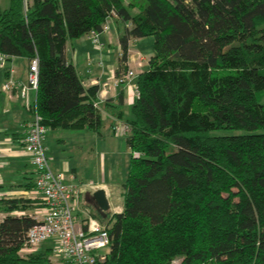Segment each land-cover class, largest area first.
<instances>
[{
  "label": "trees",
  "instance_id": "obj_1",
  "mask_svg": "<svg viewBox=\"0 0 264 264\" xmlns=\"http://www.w3.org/2000/svg\"><path fill=\"white\" fill-rule=\"evenodd\" d=\"M112 17L117 74L131 40L152 36L154 53L132 117L114 106L132 154L123 210L92 213L111 238L99 264H264V0H9L0 52L38 58L35 108L48 128L105 124L109 101L98 106V86H84L65 49ZM224 128L247 133L210 135ZM31 202L0 198V264H54L52 249L20 254L36 221L16 212Z\"/></svg>",
  "mask_w": 264,
  "mask_h": 264
},
{
  "label": "crops",
  "instance_id": "obj_2",
  "mask_svg": "<svg viewBox=\"0 0 264 264\" xmlns=\"http://www.w3.org/2000/svg\"><path fill=\"white\" fill-rule=\"evenodd\" d=\"M8 5L9 0H0V7L6 8ZM108 22L109 29L98 34L99 40L104 43L103 49H99L95 46L93 38L89 33L80 38L69 39L66 43L65 53L68 60L75 65L84 86L86 88L98 86V106L102 108L104 103L109 101V107L112 108V111H104L106 122L103 127L107 125L112 138L116 140V138L120 136L115 134L112 126L116 121L122 119H118L113 113V110H115L114 106H120L121 110L124 112L125 120L130 118L127 117L126 110L130 109L132 113V107L137 98V94L133 88V85L136 84V78L129 84H113L112 75L122 64V46L119 36V30L122 24L113 17L110 18ZM142 50L143 38L130 41L128 62L126 61L125 63V69L132 68L133 65L135 66L129 56L138 53L142 54ZM151 56L152 55L147 58L143 55L144 61L142 67H135L138 74L149 67V59ZM29 63L30 62L26 58L12 57L0 71V198L22 197L32 200L28 210L16 212L19 216L29 214L32 217V215L39 210L40 207L37 206L42 204V200L40 194L36 192L35 187L33 188L35 184V173L31 165V157L23 149L21 142L26 133L28 122L33 117L37 91L33 88L29 90V103L33 105V108L28 109L25 100L20 95L19 86L13 90L12 98L1 90V84L9 77H13L18 84H26ZM105 83L109 84L105 85ZM102 128L99 131L94 130L98 140L106 137V133L102 132ZM45 142L46 138L44 144ZM129 150L131 152L130 147ZM130 157L131 155L127 159V170L129 169ZM50 165L54 170L62 172L64 170L68 182L74 184L78 189L82 202L80 210L77 213L80 218L92 215L94 211L98 212L95 207H89L85 204L86 197L89 194H86L85 187L81 185L82 181L79 182L77 180L76 171L73 169L70 171V167L67 164L66 167L64 166V169H61L60 165H57V167L52 164ZM124 181L120 183L121 186H117L114 179L111 178L103 182L95 181L96 189L103 188L106 190L110 205V209L108 210L109 214L121 212L123 210ZM28 186L32 187L29 188ZM6 215L7 213L0 212V221L3 220ZM52 245V241H47L42 244L38 251L52 249ZM52 259L54 264H67L65 260L56 256L54 253Z\"/></svg>",
  "mask_w": 264,
  "mask_h": 264
},
{
  "label": "built area",
  "instance_id": "obj_3",
  "mask_svg": "<svg viewBox=\"0 0 264 264\" xmlns=\"http://www.w3.org/2000/svg\"><path fill=\"white\" fill-rule=\"evenodd\" d=\"M108 29L109 24L107 23L103 31ZM90 34L95 46L103 49L104 43L99 40V33L92 31ZM138 55L139 61L136 64L142 67L144 57L140 53ZM129 57L131 61H135L133 55ZM7 62L6 55L0 52V71ZM38 72V58L36 57L29 63L26 84H18L13 77H9L1 84V90L12 98L13 90L19 86L21 97L25 100L27 108L31 109L33 105L29 103V90L37 88ZM137 75L138 72L134 68H127L120 74L114 72L113 84H129ZM108 84L105 83V85ZM133 88L138 94L137 84H134ZM42 120V116L34 108L33 117L28 122L21 142L23 149L31 157V165L35 173V189L40 194L44 205L32 215L36 222L28 229L20 254L27 255L37 252L42 244L52 241L53 253L65 260L67 264L102 263L106 260L111 244L108 229L93 215L85 218L78 216L77 213L82 203L80 193L74 184L68 182L64 172L51 167L44 144L49 128ZM129 129L128 123L123 120L116 121L113 126L117 136L126 135Z\"/></svg>",
  "mask_w": 264,
  "mask_h": 264
},
{
  "label": "rangeland",
  "instance_id": "obj_4",
  "mask_svg": "<svg viewBox=\"0 0 264 264\" xmlns=\"http://www.w3.org/2000/svg\"><path fill=\"white\" fill-rule=\"evenodd\" d=\"M143 38L142 54L149 58L154 53L153 37L145 36ZM135 59L132 68H139L136 62L139 61V55L134 54ZM136 71V70H135ZM127 117H132V113L126 110ZM261 131V130H259ZM106 137L97 139L94 130L84 129H48L46 137V154L49 157L50 164L61 169L70 167L76 171L77 180L82 181L86 194H91L96 190L95 181H108L114 179L116 185L121 186L127 174L128 158L131 155L126 136H120L114 140L107 125L102 128ZM247 133L245 130L237 129H216L211 130L210 135H238ZM63 172H65L63 170ZM99 177V178H98ZM98 187V186H97Z\"/></svg>",
  "mask_w": 264,
  "mask_h": 264
},
{
  "label": "water",
  "instance_id": "obj_5",
  "mask_svg": "<svg viewBox=\"0 0 264 264\" xmlns=\"http://www.w3.org/2000/svg\"><path fill=\"white\" fill-rule=\"evenodd\" d=\"M94 201V207L96 211L102 213L107 212L110 209L106 190L103 188L96 189L91 194L87 195Z\"/></svg>",
  "mask_w": 264,
  "mask_h": 264
}]
</instances>
